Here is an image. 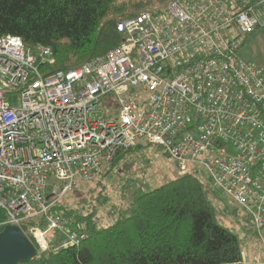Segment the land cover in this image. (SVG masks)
I'll list each match as a JSON object with an SVG mask.
<instances>
[{
	"label": "built area",
	"instance_id": "2783aa9c",
	"mask_svg": "<svg viewBox=\"0 0 264 264\" xmlns=\"http://www.w3.org/2000/svg\"><path fill=\"white\" fill-rule=\"evenodd\" d=\"M261 27L264 0H169L117 17V46L55 71L40 70L51 47L0 34V227L43 221L29 229L39 248L48 231L61 237L53 252L79 245L87 232L61 213L64 195L119 150L151 143L260 231L264 74L238 50Z\"/></svg>",
	"mask_w": 264,
	"mask_h": 264
},
{
	"label": "trees",
	"instance_id": "16d2710c",
	"mask_svg": "<svg viewBox=\"0 0 264 264\" xmlns=\"http://www.w3.org/2000/svg\"><path fill=\"white\" fill-rule=\"evenodd\" d=\"M167 1L0 0V34L19 36L33 51L38 45L51 47L53 60L40 70L66 69L100 57L122 41L117 14L161 7ZM135 148L119 150L107 170ZM208 191L205 180L189 171L148 190L135 187L107 225L95 220L94 211L82 214L61 206V213L87 237L79 245H60L53 252L51 247L61 237L48 231L44 250L34 243L29 229L46 224L25 220L21 229L36 254L18 264H244L241 240L219 223Z\"/></svg>",
	"mask_w": 264,
	"mask_h": 264
},
{
	"label": "rangeland",
	"instance_id": "374dc122",
	"mask_svg": "<svg viewBox=\"0 0 264 264\" xmlns=\"http://www.w3.org/2000/svg\"><path fill=\"white\" fill-rule=\"evenodd\" d=\"M121 15L127 14L119 13L115 17ZM244 39L238 50V56L258 67L264 74V27L255 29L244 36ZM110 166L107 164L102 169L101 177L98 179L78 181L70 190V194L67 193L68 195L62 198L61 206L82 214L94 211L95 220L101 225H107L125 205L124 199L133 188L148 190L181 174L162 148L151 143H142L135 149H129L108 171ZM205 182L209 188L208 195L215 208L217 220L238 235L243 259L247 263L252 262L248 264H258L264 244V227L260 231L254 228L248 215L235 201L222 190L214 187L210 181ZM247 244H251L252 247L246 249ZM247 250L250 251L249 255Z\"/></svg>",
	"mask_w": 264,
	"mask_h": 264
},
{
	"label": "water",
	"instance_id": "95a60500",
	"mask_svg": "<svg viewBox=\"0 0 264 264\" xmlns=\"http://www.w3.org/2000/svg\"><path fill=\"white\" fill-rule=\"evenodd\" d=\"M36 254V247L15 224L5 225L0 231V264L27 262Z\"/></svg>",
	"mask_w": 264,
	"mask_h": 264
},
{
	"label": "crops",
	"instance_id": "0c3cea01",
	"mask_svg": "<svg viewBox=\"0 0 264 264\" xmlns=\"http://www.w3.org/2000/svg\"><path fill=\"white\" fill-rule=\"evenodd\" d=\"M249 247H252V245H251V244H247L246 249L249 248ZM263 247H264V244H262L261 260H260L259 262H257L258 264H264V251H263ZM256 249H257V248H256ZM245 251H246V250H245ZM247 252H248L247 254L249 255L250 251L247 250ZM243 262H244V264L252 263V262H248V263H247V261H245L244 259H243Z\"/></svg>",
	"mask_w": 264,
	"mask_h": 264
},
{
	"label": "bare ground",
	"instance_id": "6f19581e",
	"mask_svg": "<svg viewBox=\"0 0 264 264\" xmlns=\"http://www.w3.org/2000/svg\"><path fill=\"white\" fill-rule=\"evenodd\" d=\"M28 236V235H27Z\"/></svg>",
	"mask_w": 264,
	"mask_h": 264
}]
</instances>
